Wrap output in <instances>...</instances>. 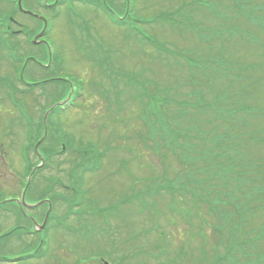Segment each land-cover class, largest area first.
<instances>
[{"label":"rangeland","instance_id":"374dc122","mask_svg":"<svg viewBox=\"0 0 264 264\" xmlns=\"http://www.w3.org/2000/svg\"><path fill=\"white\" fill-rule=\"evenodd\" d=\"M113 2L117 11H123L121 0ZM129 2V15L135 21H147L144 18L155 15L169 16L174 20L157 19L149 25L141 22L139 25L153 36L152 41L130 35L128 29L124 30L125 37L123 30L108 24L92 6L73 3L71 9H66L65 5L59 8V17H54L53 10L47 13L52 25L47 38L54 39L63 53L58 67L84 77L87 85L76 106L62 114L64 124L61 133L64 136L59 133L53 136L49 129L51 134L40 144L41 149L50 147L56 151L64 144L67 148L65 154L51 157L46 169L34 175L24 190L26 202L47 196L52 200V218L46 229L48 242L42 247L43 256L14 264H103L99 258L114 264L125 255L128 258L123 264H264V242H257L264 240V235L261 238L257 235L259 225L264 222V193L258 196L254 192V186L261 185L259 179L255 177V182H243L241 188H236L234 180L230 183L234 199L240 204L247 200L250 203L247 211H257L247 215L248 221L243 222L252 229L251 232H243L242 239L247 243L234 244L238 252L219 261L213 250L218 247L224 250L227 236L220 239L218 234L211 232L210 236L214 237L210 240L206 235L207 226L202 225L199 235L196 227L185 222L181 224L180 218L183 214L192 216L193 224L197 226L204 215L209 222L212 216L207 211L203 215L197 208L192 209L188 196L184 201L175 198L172 202L171 196L158 188L164 179L192 171V166L187 169L188 164L180 159L184 154L195 151L194 145L199 143L195 141L198 137L195 135L199 131L202 136L206 135L205 138L199 137L206 147L208 162L213 152L218 155L225 149L229 157L228 168L235 167L231 175L243 167L253 174L256 164H259L257 170L264 177V18L256 16L259 13L264 15V0ZM9 7L8 0H0V11ZM232 7L238 8L241 14L233 11ZM15 15L31 35L42 28V23L32 18ZM241 15L245 19L256 17L255 25L243 21ZM77 19L86 21L88 26L82 22L80 27L75 23ZM11 28L13 30L17 26L12 25ZM24 38V34L10 38L21 57L41 51L42 47L38 45H25L24 48ZM87 38H91L89 42L86 40L88 46L95 40L100 41L93 49L97 52L114 51L111 54L113 67L124 77L122 83L112 88L106 83V74L92 66L85 52L87 49L82 45L83 39ZM20 49H25V52ZM6 53L0 44V200L19 194L22 187L21 184L18 186L19 178H22L18 150L25 141L26 132L23 122L15 123L20 119L11 108L7 89L10 84H15L18 91L11 97L12 103L16 101L29 111L33 117V129L40 135L50 116L44 122L45 111L55 102V93L60 92V87L54 83L33 88L15 83L14 62ZM38 57L45 59L44 55ZM37 68L30 63L24 76L37 81L61 77L64 72L59 68ZM108 76L110 79L117 77L111 64ZM170 87L176 96L179 93L182 94L179 97L191 96V100L177 105L179 118L175 114L169 115L172 108L162 111L165 105L160 104L156 95L158 90ZM151 94L154 97L152 101L149 100ZM122 101L123 105L118 108L116 105ZM97 109H105L106 115L96 116ZM54 117L52 124L57 120ZM164 117L174 132L165 124ZM163 126L166 127L164 130ZM46 127L48 129V125ZM224 129L232 134L227 141L228 147H225L226 141H219ZM128 140L131 141L128 143ZM217 142L220 143L216 148ZM73 149L86 153L88 150L93 153L103 151L99 152L104 154L102 166L94 172L86 171L82 185H85L94 211L99 207H117L114 214L109 209L104 211L106 216L85 214L81 226L76 225L75 215L68 214L75 197L67 186L72 182L67 172L74 165L73 170L78 174L81 166ZM30 156L32 161L37 160L34 154ZM217 160L222 161L221 155ZM60 182H65V189L59 185ZM212 183L209 182L206 198H214L217 188L223 189L222 183L217 188ZM138 190L147 192L143 207L137 201L124 202ZM13 203L7 202L8 205L0 209V233L16 225L11 211V207L16 206ZM194 204L202 212L207 210L203 203ZM240 204L231 205L237 207ZM35 212L42 218L44 207L35 209ZM78 226L85 230L79 233ZM101 229L105 231L100 232ZM36 238V235L15 231L0 239V255L6 254L9 259L19 256L23 249L29 252L36 246ZM219 239L220 244L217 245ZM47 244L50 245L48 255ZM112 245L114 249L110 255ZM132 253L138 255L132 256ZM236 253L244 261L238 262Z\"/></svg>","mask_w":264,"mask_h":264},{"label":"trees","instance_id":"16d2710c","mask_svg":"<svg viewBox=\"0 0 264 264\" xmlns=\"http://www.w3.org/2000/svg\"><path fill=\"white\" fill-rule=\"evenodd\" d=\"M73 73H75V72H73ZM76 77L78 79L82 78V76H79L78 74ZM83 79H84V77H83ZM85 83L82 87V90L78 91V94L80 96L82 95L81 93L84 91V88L87 85ZM179 94H181V93H179ZM196 141H198V140H196ZM196 145H199V147H198L199 149L196 150L195 155H191L190 153L185 154V155H183L184 159L181 161H184V163L188 164V165L193 164L192 171L194 172L195 175L199 176L201 179L198 183L196 190H195V194L202 193V195L206 196V189H207V186L209 184L208 180H207L208 179L207 168H210V175H209L210 178H214L215 172L212 170L214 167V164H213V162L212 163L207 162L208 158L206 156V147L204 145L203 146L200 145V142L196 143ZM183 147L186 149V145H184ZM224 154L227 155L225 149H224ZM211 155H213L214 159L218 158V155L214 152ZM222 162H223V165L220 168L221 179H217L213 183L216 185V184H219L220 181H222V184L227 185V187H228L229 181L232 178V176H230L229 172L233 171V170H232V168H228L227 158L222 159ZM85 163H86V161L84 162V164ZM216 165L219 166V164H216ZM259 167H260L259 164L258 165L256 164V168L254 169L253 174H251L247 168L244 169V167H243L240 170L241 171L240 174L238 173L237 177L235 178L236 182L239 185L243 182L244 183L251 182V181L255 182V177L257 179H259L261 185L259 187H257V185L254 186V192L258 196L261 195L262 193H264V177H262L261 173L257 170V168H259ZM217 170H219V169L216 168V171ZM72 173L73 172H71V174ZM204 178H205V180H203ZM174 181H170V182H174ZM202 181L204 182L203 186H201ZM238 184H237V188H239ZM243 184L240 186V188L243 187ZM183 187L184 186L181 184L180 189ZM169 192L174 193L172 190H169ZM224 193H225V198H224V200H222V202L224 203V205H222V210H224L225 212L223 215H221V217L219 219H216L214 231H217L219 238L222 237L223 235H230L232 238H233V236L237 235L238 239L231 240V238H228L227 243H229V244H226V247H225L226 248V254L228 256L230 254V252L232 251V247L229 246L230 244H233V246H234V244H241V243L244 244L246 242L244 238L239 239V237L241 238L242 236H244L243 232H246L245 230H247L248 232L252 231V229L248 226V224L245 225V224H243V222L248 221L247 215H251L253 213L252 211H254V210L247 211V207L249 205L246 204L245 202L240 204V207L232 206L231 204H233V205L238 204L239 201H236L235 199H233L232 203L228 202L229 197H230L229 188H227ZM263 200H264V198H263ZM245 201L248 202L247 200H245ZM257 235L259 238H261L264 235V222L259 225ZM261 241H264V240H258L257 242H261ZM236 259L238 262L244 261L242 257H236ZM219 260H221V259H219ZM219 260H217V261H219ZM216 263H220V262H216Z\"/></svg>","mask_w":264,"mask_h":264},{"label":"flooded vegetation","instance_id":"af4514ba","mask_svg":"<svg viewBox=\"0 0 264 264\" xmlns=\"http://www.w3.org/2000/svg\"><path fill=\"white\" fill-rule=\"evenodd\" d=\"M16 5H18V3ZM21 5L23 6V10H25V11L27 10V11H33L34 12L35 10H39V11L43 10V14H44L43 16H47V13L50 11V5L51 4H50L49 0H28V1L27 0H21ZM112 5H113V3H112ZM34 6H37V9H35ZM23 10H19L17 7L16 13H18V14L26 17V18H34L32 16H29V14H26L25 12H23ZM15 16L13 18L11 16H9V18L7 19V22L5 24L8 26L9 23H12L13 27L15 25L17 26V28H15L13 30L11 29V33L13 34L12 37L15 34H17V35L24 34L25 35V38L23 40L24 48H25V45H29L28 43H30V42L42 47L41 51L34 53L35 55L32 54L31 56H26V57H28L27 58L28 60L24 61L25 62L24 65L27 64L29 61H31L30 63H32L33 65H36L39 68H42L44 70H51V69L58 70V68L60 70L61 69L65 70L61 66L58 67V64L60 63V59H61L63 53L60 51H56V53L54 55L52 54L49 42L47 40V30L45 29L42 32V35L38 36L36 41H33V37L36 36L42 28L37 33H35L34 35H31L32 39H30L29 38V32H27L25 26L23 24H21L20 21L15 18ZM0 19H1V13H0ZM122 21H124V17H123ZM37 22L42 23V20L40 18H37ZM0 24L3 25L1 23V21H0ZM42 26H43V23H42ZM22 28H24V30ZM1 33H2V35H4V37H6V32L4 30H2ZM23 52H25V49L23 50ZM39 55H44L45 59L42 60L41 58L38 57ZM15 61L18 62L17 59ZM39 68H37V69H39ZM24 70H25V68H24ZM29 79H33V78H29ZM34 82H35L34 80H30V82L26 81V84H32ZM60 85L65 86L66 83L61 82ZM29 218H30L31 226H32V218L31 217H29ZM27 222H29V221H27Z\"/></svg>","mask_w":264,"mask_h":264}]
</instances>
